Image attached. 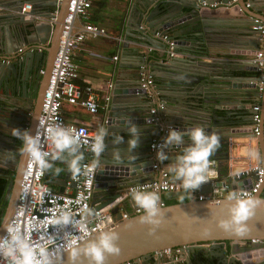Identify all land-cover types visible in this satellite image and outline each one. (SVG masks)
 <instances>
[{"label": "water", "instance_id": "95a60500", "mask_svg": "<svg viewBox=\"0 0 264 264\" xmlns=\"http://www.w3.org/2000/svg\"><path fill=\"white\" fill-rule=\"evenodd\" d=\"M132 1L133 4L128 9L126 28L131 16L137 13V19L133 23L137 30L135 36L142 40L145 46L154 45L162 50L157 59L160 64L151 62L148 67L152 68L150 75L162 83L165 108L161 111L158 122L151 120L149 110L158 99L153 95L152 103L147 93L138 90L143 64L129 67L134 73L126 84L121 85L115 81L103 125L109 130V136L106 138L108 148L99 158L100 165H97L92 205L97 203L95 208L111 206L129 185L139 184L153 177V158L149 144L154 137H162V130L168 124H174L180 131L197 126L204 127L209 133L218 134L220 142L225 144L236 132L244 130L250 133L254 126H257L264 167V36L260 37V31L253 28L258 24L264 25V0H236L242 9L236 16L202 7L200 4L203 0ZM246 2L249 3L248 7L245 6ZM68 3L69 0H61L59 3L58 0H0V147L8 150L6 155H0V169L3 168L7 173L14 171V177L9 180L5 192L7 203L0 224V237L15 209L26 161L20 151V140L3 126L28 129L34 134ZM24 5L30 6L28 11L23 9ZM57 6L58 11L54 13ZM169 30L172 35L168 38L174 41L172 47L169 46L168 40L162 39V35L167 34ZM157 32L159 35H156ZM231 38H235L234 43ZM235 45L241 46V49L236 50ZM228 47L235 49L230 52L231 55L246 58L249 70H256L251 59L261 52L262 78L240 76L226 71L225 63L218 60V57L229 54L222 51L228 50ZM19 48L21 51H18ZM181 54L186 56H180ZM4 59L9 62L2 61ZM41 69H44L43 74L40 73ZM225 76L228 80L243 81L242 86H238L240 89L229 92L231 94L228 98L237 93L236 100H239L240 108L245 111L236 112L224 107V114L217 113L225 102L215 99V92L208 89L218 87V81L224 80ZM260 81L262 85H259ZM168 90L174 93L167 94ZM189 101L202 109L191 111L192 107L186 104ZM256 102H260L258 122L252 120V107ZM129 120H132L142 133L140 147L131 152L128 151V140L131 138L127 132ZM243 125L245 127L240 129ZM226 130L229 132L221 133ZM115 136H123V143L113 145L112 139ZM179 149H168L169 159L161 163L162 167H169L176 155L181 153ZM117 151L121 153L120 162H116L113 157V153ZM220 151L219 149L213 157L221 153ZM221 155L226 156V151ZM218 163L224 165L225 158L218 159ZM169 174L170 179H175L170 171ZM70 175L72 173L68 167L64 168L63 178L68 179ZM140 175L145 177L141 178ZM47 176L49 172L44 170V177ZM242 184H246V181ZM263 187L264 179L253 197L264 199ZM199 190L209 192L210 184L202 185ZM160 195L161 199L186 196L183 191L164 192ZM129 201L132 214L127 219H121L118 207H110L118 222L116 227L106 230L119 231V245L122 251L119 256H109L106 264H138L142 261L143 264H252L251 261L253 264H264V209H257L248 221L250 234L238 238L225 233L217 226L220 218L227 217V207L230 204L227 197L215 201L198 200L194 197L163 205L167 212L166 221L154 235H149L148 226L140 223L143 211L133 213L136 204L131 196ZM99 233L93 234L76 246L94 239ZM182 246L184 252L180 257L183 260L180 262L162 260L155 263L151 260V253L155 250ZM69 251L70 249L63 252L62 264H69ZM57 264H61V261H57ZM83 264H88V261L85 259Z\"/></svg>", "mask_w": 264, "mask_h": 264}, {"label": "built area", "instance_id": "2783aa9c", "mask_svg": "<svg viewBox=\"0 0 264 264\" xmlns=\"http://www.w3.org/2000/svg\"><path fill=\"white\" fill-rule=\"evenodd\" d=\"M60 1L58 0V3ZM200 5L223 11L232 9L239 13L242 11L236 0L226 2L203 0ZM245 6L248 7L249 3L246 2ZM26 7L29 8L30 6L26 5ZM90 8L91 0H69L68 3L57 51L42 97L40 113L33 134L39 133L41 140L45 142L46 151H50L47 131L57 123L71 128L84 141H91L96 134V130L83 124L67 121L62 114L63 104L74 105L84 109L91 115H96L101 109L107 108L110 101V91L113 88L111 81L106 83L105 91L102 93H99L89 84L81 86L76 82L78 78V66L74 61L76 50L87 39L108 36L104 27L89 21H83L87 18ZM57 11L58 6L54 9V13H57ZM80 20H82V23L77 25V21ZM255 21L258 22L257 19ZM253 28L260 31V37L264 36L263 24H258ZM156 35H159V33L157 32ZM168 36L164 34L162 39L168 40L169 46L172 47L174 41L169 40ZM18 51H21V48ZM116 58L115 55L114 59ZM251 60L256 66V71L261 72L263 67L262 53L258 52ZM2 61L9 62L5 59ZM144 68L142 67L143 71L139 75L138 90L144 91L149 97L154 95L157 98L158 90L154 78ZM40 73L43 74L44 69H41ZM259 90H261V86ZM164 108V101L158 99L156 104L149 110L150 115H152L151 120L158 122ZM252 110L254 112L252 120L258 122L260 119V105L258 103L254 104ZM169 127L177 129L175 125L168 124L162 130V137H154L149 144V150L153 158L151 166L154 171L153 177L142 183L129 185L114 200L116 204L122 199L129 198L131 196L129 190L133 188L136 190L157 191L159 194L183 191L179 181L170 179L169 172L162 167L161 162L156 158L157 149L153 147V145L158 146L162 143L163 138L168 134ZM251 132L258 135V127L254 126ZM250 140L248 139L245 143H242L247 148L243 154L234 151V142L228 141L225 176L223 178L220 177L217 160L211 159L213 171L209 181L205 183L210 184V191L198 193L196 199L215 201L219 198L228 197L233 192L241 194L244 198H251L258 192L264 179V167L252 155L253 142ZM83 151L86 156L81 172L72 174L63 190H55L49 186L44 181V170L34 160L26 158L16 206L8 224L12 225L13 228H18L29 241L50 247L59 245L63 253L95 233L116 227L118 220L107 207L95 208L97 203L93 205L91 203L97 163L96 157L90 151V145L85 144ZM243 181H246V184H242ZM163 205H165L164 202ZM87 209H92L94 215L88 216L86 214ZM62 211L71 212L72 223L66 226L52 225V220L58 217ZM142 211L137 206L133 208V213H141ZM119 212L121 213V219H127L132 214L128 210L124 211L122 209ZM6 235L5 229L1 237ZM49 236L54 239L55 245H51L48 240ZM253 241L256 240L253 239ZM183 252L184 246L155 250L151 253V260L155 263L171 258L182 260L180 256ZM0 264H6V262L0 259ZM126 264H131V262H126Z\"/></svg>", "mask_w": 264, "mask_h": 264}, {"label": "clouds", "instance_id": "9594fccd", "mask_svg": "<svg viewBox=\"0 0 264 264\" xmlns=\"http://www.w3.org/2000/svg\"><path fill=\"white\" fill-rule=\"evenodd\" d=\"M127 132L131 137L128 140V151L131 152L140 147L141 130L129 120ZM12 136L21 142V153L29 160H34L38 166L46 172H52L56 163L66 164L72 174L81 172L85 156L83 148L90 145L91 153L96 157V163L100 165V157L106 152L108 144L106 138L109 130L104 127L97 129L91 141H84L71 128L57 123L47 131L50 141V151L45 150V142L41 140L38 132L35 135L30 130L13 128ZM187 138V139H186ZM123 136H115L113 145L123 143ZM156 158L161 162L169 159L168 149L181 148L175 160L170 163L169 171L174 178L181 183L183 193L193 197V193L209 181L212 175L211 158L221 147L220 137L215 132L209 133L204 127L197 126L186 128L183 131L169 127L168 134L158 146ZM252 155L261 159L259 152ZM116 162H120L121 153H113ZM61 169L56 168L55 174L59 175ZM131 198L136 206L143 210L140 223L147 225L149 235H154L166 221V209L163 206L161 195L157 191L129 190ZM230 204L227 207V217L220 218L217 226L225 233L243 238L250 234L251 228L248 221L255 215L257 209H264V199L260 197L244 198L236 192L227 197ZM88 216L94 215L92 209H87ZM72 223V215L69 211H62L52 220V225L66 226ZM7 235L0 237V259L6 264H57L63 261L61 246L55 245L54 239L49 236L48 240L55 247L45 244H36L29 241L18 228L12 225L4 226ZM120 233L117 230H105L100 232L94 239L88 240L80 246L72 247L68 252L69 264H83L86 259L88 264H106L109 256H119ZM39 245V246H37Z\"/></svg>", "mask_w": 264, "mask_h": 264}, {"label": "crops", "instance_id": "0c3cea01", "mask_svg": "<svg viewBox=\"0 0 264 264\" xmlns=\"http://www.w3.org/2000/svg\"><path fill=\"white\" fill-rule=\"evenodd\" d=\"M131 4H133L132 0H91V8L89 9L88 16L83 21H89L104 27L108 33V36L94 38V39H87L84 42H82L79 48L76 50V53L74 55V61L78 66V78L76 79L77 84L81 86L89 84L94 89L99 91V93H102L103 91H105V86L108 81H111L113 83V87L115 85V81H118V83H121V85L126 84L127 81H129L130 75L134 73V71H132L129 68L131 65L143 64L144 65L143 67H145L144 69L147 70V72L150 74V69L152 68L148 67L150 65L149 63L156 62L160 64V60L157 59H159L162 50L154 45L145 46L142 43V40L138 39L135 36V32H137V30H136V26L133 23L137 19V13L131 16L129 20V26L126 28L125 24L127 22L128 9ZM28 10L29 8L25 6V11ZM220 12H223V10H221ZM224 12H227L228 15L233 14L234 16H236V14L237 15L240 14L236 12L234 9L225 10ZM81 23L82 20L77 21V25H80ZM167 35L169 36L172 35V31L169 30ZM231 42L234 43L235 38H231ZM235 46H237L235 47L236 50L241 49V46L239 45H235ZM235 49L228 47V50H222L225 53H229V54H224L222 56H219L218 60H221L225 63L226 71L234 72L236 75H240V76H253L252 74H243V72L251 73V72H255L256 70L247 69V65L245 62L247 61L246 58L242 56L231 55L230 52H234ZM115 55L117 56L116 59H114ZM180 56H186V55L181 54ZM139 59H142V61H139ZM178 71L180 72V70ZM160 73H165V72L160 71ZM225 77L226 78H224V80L218 81L217 83L219 84L218 87H214L213 89H208L211 92H215L213 93L215 99L225 102V104L221 105L222 109L217 110V113L219 115L224 114L226 111L224 107H227L230 110L236 112L245 111L244 109L240 108L241 105L238 103L239 100L238 101L236 100L237 99L236 97H238L237 93H233L234 97L228 98V96L231 94L229 92L240 89V87L238 86H242L243 81H236V80L233 81L231 79L228 80V77L227 76ZM260 77L262 78V76ZM153 78L158 90L157 99L163 100L164 99L163 97L165 96L162 94V91L164 90L162 88V83H159L157 81V78H155L154 76ZM259 85H262V81L260 82ZM241 89L243 90V88ZM170 93H174V92L172 90H168L167 94ZM110 95H111V91H110ZM148 99L152 103H154L153 96L152 97L148 96ZM190 102L191 101H189V103L186 104L188 107H192L191 111H194L196 109H202L201 107H196L194 104H191ZM256 103L260 105V102H256ZM106 112H107V108L101 109L96 115H91L80 107L69 105L67 103L62 105V114L67 121L83 124L96 131L98 128L103 127L106 119L105 118ZM3 127L5 130H12L7 125H4ZM243 127H245V125L241 126L240 129H243ZM228 132L229 131L227 130L221 131L222 134H226ZM251 133L252 132L248 133V131L240 130L239 132H236L237 135L235 134V136L229 137V140L234 142L233 150L243 154L245 153L247 148L246 145L243 146L242 143H245L248 139H251L250 141L253 142L252 143L253 148H251V151L252 153L253 152L260 153L261 159H257V158L255 159L262 165L263 157L260 150L257 135ZM227 144L223 142L221 143V147H220L221 153H223L224 151H226L227 153ZM179 151H182V149L180 148ZM7 152L8 150L2 149V147H0V155L1 154L6 155ZM221 153H219L218 155H216L217 157L215 156L212 159L217 160L218 163V159L226 158V156L221 155ZM84 156H86L85 152H84ZM225 164H226V160H225ZM225 164L219 165L218 163V170L220 168H224V174L221 175V178L225 176V168H226ZM66 167H67L66 164L56 163L53 166L52 172H49V176L44 177V181L55 190H63L66 186V182L69 180L71 176L70 175L68 179L63 178L62 176L63 169ZM166 167L167 168L164 167V169H166L169 172V167L168 166ZM56 168L61 169L59 175L55 174ZM169 176L171 177L170 174ZM140 177L144 178L145 176L140 175ZM119 191H121V189ZM200 192L202 191L200 190L195 191L192 194L193 197H196ZM263 192H264V187L262 194ZM189 198L191 199L192 197L189 196ZM171 199H162V201L165 203V200H171ZM110 207H118V211L122 209L124 211L128 210L129 212H131L132 210V205L129 201V198L122 199L117 204L113 202L111 206H107L109 210ZM251 263L253 264L254 262L251 261ZM138 264H142V262Z\"/></svg>", "mask_w": 264, "mask_h": 264}, {"label": "trees", "instance_id": "16d2710c", "mask_svg": "<svg viewBox=\"0 0 264 264\" xmlns=\"http://www.w3.org/2000/svg\"><path fill=\"white\" fill-rule=\"evenodd\" d=\"M243 74H252L253 76H260L261 75V73L259 71H255V72H251V73L243 72ZM219 174H220V177H221V175L224 174V168L219 169ZM13 177H14V171H9L8 173L4 172V171H0V224L3 220V216H4L5 208H6V203H7V200L5 199V192H6L9 180ZM262 196H264V192H263ZM189 199H190L189 196L186 195L183 198H173L171 200H165V203L171 204V203L186 201Z\"/></svg>", "mask_w": 264, "mask_h": 264}, {"label": "bare ground", "instance_id": "6f19581e", "mask_svg": "<svg viewBox=\"0 0 264 264\" xmlns=\"http://www.w3.org/2000/svg\"><path fill=\"white\" fill-rule=\"evenodd\" d=\"M169 262H174V263H177V262H180V260L178 259H174V258H171V259H167Z\"/></svg>", "mask_w": 264, "mask_h": 264}, {"label": "flooded vegetation", "instance_id": "af4514ba", "mask_svg": "<svg viewBox=\"0 0 264 264\" xmlns=\"http://www.w3.org/2000/svg\"><path fill=\"white\" fill-rule=\"evenodd\" d=\"M0 171L6 172L3 168H1ZM194 260L196 261V258ZM200 260L202 261L203 259L200 258Z\"/></svg>", "mask_w": 264, "mask_h": 264}]
</instances>
